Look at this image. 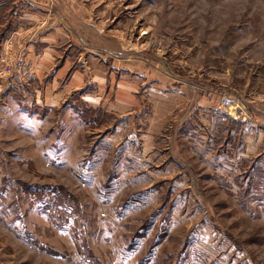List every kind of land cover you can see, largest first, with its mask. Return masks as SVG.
I'll use <instances>...</instances> for the list:
<instances>
[{
	"label": "rangeland",
	"instance_id": "374dc122",
	"mask_svg": "<svg viewBox=\"0 0 264 264\" xmlns=\"http://www.w3.org/2000/svg\"><path fill=\"white\" fill-rule=\"evenodd\" d=\"M84 1L114 55L71 47L60 84L85 59L109 81L62 95L0 0V264H264V0ZM212 106L253 137L205 146Z\"/></svg>",
	"mask_w": 264,
	"mask_h": 264
},
{
	"label": "crops",
	"instance_id": "0c3cea01",
	"mask_svg": "<svg viewBox=\"0 0 264 264\" xmlns=\"http://www.w3.org/2000/svg\"><path fill=\"white\" fill-rule=\"evenodd\" d=\"M12 8L14 7L15 19L18 20L17 34H25L30 37L25 45L28 50L33 52L35 57L34 63L38 67L37 71L48 72L53 70L58 61L62 64L56 70L51 82L47 84L49 87H53L56 90L61 91V94L80 91L88 86L87 72L97 71L99 74H95L92 78L97 82L95 89L105 90L109 77L104 73L105 63L93 66L85 59L79 60L77 68L68 78V81L64 85L60 84L59 78H63L65 73L71 69L73 65L72 59L69 57L71 47H76L78 50H83L85 53L90 52L102 57L105 62L110 61L109 56H113L114 52L104 49H97L91 46L90 37H100L106 40V36L101 33L97 24L92 20L91 11L88 14V7L90 8V2L84 0H14L11 2ZM17 11V12H16ZM24 47V48H25ZM74 49V48H73ZM108 49V48H107ZM98 52H105L98 53ZM105 67H104V66ZM142 69H136V73L139 77H143L141 74ZM103 76V77H102ZM40 78V77H39ZM136 82V83H134ZM131 82L127 79H119L117 87L114 85V80H111L110 90L116 89L114 92L115 99L112 104L123 103L119 110L126 111L129 106H137L141 104V99L137 96L136 89L138 87L137 81ZM47 87V86H46ZM48 87V88H49ZM97 93L100 95L99 91ZM112 91H110L111 95ZM99 95H96L95 102H100ZM110 100L111 97H107L106 100ZM116 101V102H115ZM116 107L113 106V109ZM198 118L204 120L205 134V146L212 149H224L230 150L229 140L243 139L244 142H248L249 138L253 137L252 134H243L245 129L249 133V124L244 123L245 127L238 129L237 135H234L236 131L232 127L233 123H230V119L224 115L221 117V112L218 106H212L211 108L197 107ZM118 111V110H116ZM119 111V112H121ZM253 122H259V119L254 117L250 118ZM231 126V127H230ZM253 130V129H251ZM215 137H222L221 140H214ZM230 136V137H229ZM236 136V138H234ZM231 138V139H230ZM240 139V140H241ZM217 146L216 148L214 147ZM241 151H244L241 149Z\"/></svg>",
	"mask_w": 264,
	"mask_h": 264
},
{
	"label": "built area",
	"instance_id": "2783aa9c",
	"mask_svg": "<svg viewBox=\"0 0 264 264\" xmlns=\"http://www.w3.org/2000/svg\"><path fill=\"white\" fill-rule=\"evenodd\" d=\"M222 106L225 107L228 113L232 118L246 120L249 119V115L241 106V102L238 98L224 95L222 97Z\"/></svg>",
	"mask_w": 264,
	"mask_h": 264
},
{
	"label": "trees",
	"instance_id": "16d2710c",
	"mask_svg": "<svg viewBox=\"0 0 264 264\" xmlns=\"http://www.w3.org/2000/svg\"><path fill=\"white\" fill-rule=\"evenodd\" d=\"M14 0H7V5L9 6L11 2H13Z\"/></svg>",
	"mask_w": 264,
	"mask_h": 264
}]
</instances>
